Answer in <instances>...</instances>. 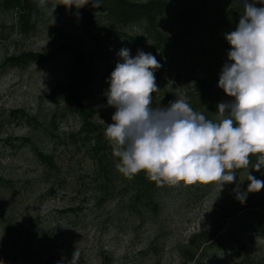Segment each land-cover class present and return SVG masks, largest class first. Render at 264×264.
<instances>
[{"label": "rangeland", "instance_id": "rangeland-1", "mask_svg": "<svg viewBox=\"0 0 264 264\" xmlns=\"http://www.w3.org/2000/svg\"><path fill=\"white\" fill-rule=\"evenodd\" d=\"M2 2L0 264H68L77 247L81 250L78 264H193L187 262L186 254L195 253L189 244L192 237L210 238L226 214L244 206H256L262 212L264 189L248 193L241 204L235 198L237 184H226L220 191L217 182L165 183L154 194L156 211L135 206L128 180L116 168L117 159L113 157L111 166L113 182L107 184L96 171L90 145L78 132L79 121L62 117L63 106L56 110L49 100L58 86L75 89L78 96L92 92L94 97L87 102L96 110L93 123L106 138L105 129L112 123L115 108L107 105L105 93L116 64L123 62L118 53L127 48L133 57L138 50L151 53L162 65L155 72L159 89L152 94L153 107H166L179 98H185L192 108L198 106L205 87L218 84L228 63L231 46L225 33L236 28L243 0L173 2L157 25L168 56L154 53L152 39L141 29H121L110 18L89 13L84 6L66 8V0H51L36 27L24 33L17 14L4 9ZM197 13L205 17L203 31L187 39L188 15ZM116 34L126 37L117 39ZM67 48L78 51L81 59ZM171 49L183 51L170 53ZM26 53L54 56L26 67L5 64L7 59ZM232 99L222 89L215 97V106ZM18 111L31 121L14 117ZM221 119L215 115L212 121ZM32 147L51 156L55 167L39 163ZM248 171L264 181L251 168L236 169L241 191L249 184ZM243 239L246 254L207 249L201 255L200 251L195 253V264H264V237L244 235ZM201 240L198 238V245Z\"/></svg>", "mask_w": 264, "mask_h": 264}, {"label": "clouds", "instance_id": "clouds-1", "mask_svg": "<svg viewBox=\"0 0 264 264\" xmlns=\"http://www.w3.org/2000/svg\"><path fill=\"white\" fill-rule=\"evenodd\" d=\"M100 0H66V8H81ZM47 0H39L45 6ZM264 0H243V14L234 31L225 33L231 46L218 87L233 98L217 105L223 117L213 122L195 111L185 98L166 107H153L152 94L159 88L155 72L162 67L156 57L122 48L109 81L107 105L115 108L105 137L119 158L117 170L132 178L144 171L157 186L199 183L237 184L235 198L243 204L248 193L264 189V181L248 171L247 189L241 191L236 169L264 168ZM57 5L53 6V12ZM54 23V17H53ZM257 155L256 162L250 157ZM77 247L68 264H78ZM62 264V262H58Z\"/></svg>", "mask_w": 264, "mask_h": 264}, {"label": "trees", "instance_id": "trees-1", "mask_svg": "<svg viewBox=\"0 0 264 264\" xmlns=\"http://www.w3.org/2000/svg\"><path fill=\"white\" fill-rule=\"evenodd\" d=\"M175 1L177 0H146L144 3H133L128 0H100L98 8H93L91 2L84 5V8L89 13L95 12L110 18L121 29L129 26L141 29L144 35L152 39L153 52L168 56L169 52H167L166 43L158 32L157 25L159 19L169 11ZM49 2L47 0L46 5ZM38 5L39 0H3L2 2L4 9L17 14L19 27L24 33L31 32L36 27L40 13L46 6L41 7ZM204 25L205 17L203 14H189L184 35H186L187 39L196 38L203 31ZM123 37L126 36L124 34H116L117 39ZM66 51L76 54L78 59L82 57L78 51L71 48H67ZM169 51L170 53H181L183 50L171 49ZM53 56V54L49 56L26 53L7 59L5 64L11 67H26L30 64L47 62ZM221 90L218 84L215 86L207 85L203 92V102L193 107V109L204 114L209 120H212L215 115H220L215 106V97ZM76 91L67 86H58L49 100L56 106V110L59 105L63 106L62 117L72 116L79 121L78 132L83 135L84 140L90 145V155L94 161L96 171L104 182L110 184L113 182L114 173L111 166L115 156L112 153L111 144L103 137L100 127L93 123L96 110L87 100H91L94 94L87 92L78 96ZM105 101L107 102V100ZM13 116L27 122L31 121L22 111L13 113ZM54 121L55 113L49 119L51 124ZM31 151L39 163L49 168L55 167L51 156L44 155L35 147H32ZM257 155L259 154L250 157L251 163L254 164L256 162ZM115 158L119 163V158ZM252 171L264 178V168H261L259 172L254 169ZM125 177L128 180L131 199L135 206L145 210L156 211L157 204L154 203L153 198L160 186H157L156 182L150 181L144 171L135 174L131 179L127 176ZM261 211L259 212L256 206L250 205L244 206L234 213L226 214L222 224L218 226L210 238L204 239V236H200L202 240L200 241L201 244L198 245V238L200 237L194 236L190 239L189 244L194 247L195 253L200 251L199 255L207 249L219 253L235 252V255L246 254L247 245L243 239L244 235L264 237V208H261ZM1 215L2 213H0ZM200 245L203 246L202 250L199 248ZM195 253L186 252L189 255L187 258L188 263H196ZM107 264L110 263L108 262Z\"/></svg>", "mask_w": 264, "mask_h": 264}]
</instances>
